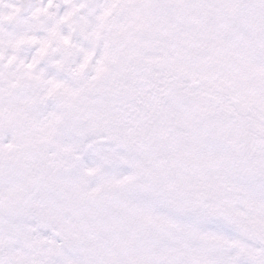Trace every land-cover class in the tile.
<instances>
[{"label":"snow or ice","instance_id":"6c2138e0","mask_svg":"<svg viewBox=\"0 0 264 264\" xmlns=\"http://www.w3.org/2000/svg\"><path fill=\"white\" fill-rule=\"evenodd\" d=\"M0 264H264V0H0Z\"/></svg>","mask_w":264,"mask_h":264}]
</instances>
